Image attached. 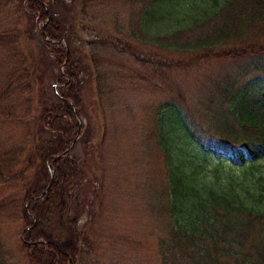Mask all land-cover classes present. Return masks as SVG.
Segmentation results:
<instances>
[{
  "label": "trees",
  "instance_id": "16d2710c",
  "mask_svg": "<svg viewBox=\"0 0 264 264\" xmlns=\"http://www.w3.org/2000/svg\"><path fill=\"white\" fill-rule=\"evenodd\" d=\"M11 2L17 4L19 17L12 31L0 33V47L21 43L25 18V35L34 41L33 33L39 28L40 37L33 48L20 51L24 56L17 65L22 71L17 76L12 74L5 87L10 90L20 81L16 89L26 96L22 120L30 140L23 149H0V185L9 192L0 200V224L11 219L21 222L20 251L29 264H81L82 243L88 238L79 222L87 207L94 206L100 187L87 181L83 168L71 158L70 153L82 144L88 155H94L88 157L94 164L99 148L92 141L90 123L83 128L78 118L84 116L88 100V105L102 109L94 94L100 91V66L105 62L96 51L114 46L135 55L126 42L135 37L125 34L115 10L114 22L101 28L95 27V12L119 3L121 7L130 6L133 26L136 20L140 30L150 33L147 23L157 21L151 14L153 8L165 3L179 8L189 0ZM209 2V7L203 3L200 12L185 18L179 24L182 27L169 31L168 38L156 43L166 48L167 39H183V35L195 32L199 36L176 46L178 51L200 58L198 61L264 56V0ZM218 16L222 21L211 32L200 35L203 32L199 30ZM166 18L169 16L159 21ZM262 70L247 83L224 89L229 104L227 109L223 105L215 117L226 131L218 142L211 135L218 145L206 146L202 134L209 132L202 130L201 134L199 122L188 126L179 113L163 132L158 130L167 171L158 210L166 234L157 238L164 264H264V172L256 168L264 158ZM10 114L9 109H0V116H7L4 118L8 122ZM188 145L192 156L185 148ZM213 160L218 167L227 163V171L222 173L216 167L211 174L206 172L208 161ZM236 169L238 175L228 174ZM88 186L93 188L91 198L89 192L85 193Z\"/></svg>",
  "mask_w": 264,
  "mask_h": 264
},
{
  "label": "rangeland",
  "instance_id": "374dc122",
  "mask_svg": "<svg viewBox=\"0 0 264 264\" xmlns=\"http://www.w3.org/2000/svg\"><path fill=\"white\" fill-rule=\"evenodd\" d=\"M11 1L0 0V33L16 27L18 6ZM206 1L210 3L209 0H189L179 8L169 3L153 8L151 14L157 21L147 23L150 33L144 32L143 28L140 30L136 20L133 26L130 6L121 7L119 3L106 10L99 7L95 12V25L98 23L95 27L101 28L114 22L116 14L112 11L115 10L125 34L132 33L135 37V40L133 37L126 39L135 55L114 46L100 47L96 51L99 59L105 62L100 66L103 78L99 83L100 91L95 90L94 94L102 109L98 111L88 105V100L84 116L78 118L83 128L90 123L92 141L99 148L94 164L88 159L94 155H88L82 144L70 153L71 158L83 168L87 181L100 187L94 206L87 207L79 222L88 238L82 243L84 257L81 264H164L157 238L166 234L161 228L158 210L161 192L166 188L167 171L165 157L158 145V130L163 132L179 113L188 126L190 122H199L201 134L202 130L209 132L202 134L206 146L218 145L214 139L218 142L226 130L215 113L221 111L223 105L227 109L229 104L225 102L224 89L230 85L239 87L263 71L264 56L198 61L197 56L178 51L176 45L192 41L199 33L183 35V39L169 38L165 41L166 48L156 43L158 39L168 38V32L177 29L185 18L193 17L195 11L200 12L203 3L208 4ZM164 16L169 18L159 21ZM220 19L218 16L213 23L199 30L203 32L200 35L211 32L222 21ZM26 25L27 18L21 24V43L0 47V109L11 111L10 122L4 118L7 116H0V149H23L30 140L29 129L22 120L26 115V96L16 89L20 81L10 90L5 88L11 75L17 76L22 71L17 65V60L24 56L21 57L23 52L20 51L33 48L40 37L37 28L33 33L34 41L29 39L24 33ZM137 29L139 31L134 34ZM24 53L28 55V51ZM164 61L169 64H163ZM183 141L186 143L187 140ZM185 148L188 156H192L189 145ZM226 165L223 162L218 167L217 161H208L206 172L211 174L218 167L223 173L228 169ZM256 168L264 172V158L257 162ZM229 173L236 176L239 171ZM92 189L89 187L85 191L89 192V198L94 196ZM7 194V189L0 185V200ZM10 216L12 218L14 214ZM22 230L19 220H6L0 224V255L5 264H29L21 256Z\"/></svg>",
  "mask_w": 264,
  "mask_h": 264
},
{
  "label": "water",
  "instance_id": "95a60500",
  "mask_svg": "<svg viewBox=\"0 0 264 264\" xmlns=\"http://www.w3.org/2000/svg\"><path fill=\"white\" fill-rule=\"evenodd\" d=\"M46 193H44L42 196H44Z\"/></svg>",
  "mask_w": 264,
  "mask_h": 264
}]
</instances>
